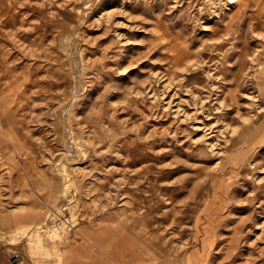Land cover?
Segmentation results:
<instances>
[{
	"label": "rangeland",
	"instance_id": "obj_1",
	"mask_svg": "<svg viewBox=\"0 0 264 264\" xmlns=\"http://www.w3.org/2000/svg\"><path fill=\"white\" fill-rule=\"evenodd\" d=\"M90 3L0 0V263L59 264L82 221L126 211L177 264H264V0ZM27 199L43 216L16 224Z\"/></svg>",
	"mask_w": 264,
	"mask_h": 264
},
{
	"label": "crops",
	"instance_id": "obj_2",
	"mask_svg": "<svg viewBox=\"0 0 264 264\" xmlns=\"http://www.w3.org/2000/svg\"><path fill=\"white\" fill-rule=\"evenodd\" d=\"M26 201L32 210L14 219L16 224L23 220L35 223L43 216L37 211L39 206L35 200ZM19 207L25 209V205ZM138 221L126 211L107 212L90 222L82 221L73 237L63 242L61 252L57 253L59 264H177L182 257L181 250L152 235L151 228ZM200 253L196 249L188 252L186 263L199 264ZM12 255L23 258L17 252ZM23 263L22 260L13 262L8 257L4 264Z\"/></svg>",
	"mask_w": 264,
	"mask_h": 264
},
{
	"label": "bare ground",
	"instance_id": "obj_3",
	"mask_svg": "<svg viewBox=\"0 0 264 264\" xmlns=\"http://www.w3.org/2000/svg\"><path fill=\"white\" fill-rule=\"evenodd\" d=\"M88 2H91L90 4H88L87 6H88V8H94V9H97V10H101L103 13H101V11H100V13H101V15H100V17H99V19H101V18H103V19H105L107 22H110V20L114 17H117L118 15H120L122 12H120V9H118L117 7H116V4H111L110 5V3L108 4V0H88ZM65 11H66V9H65ZM76 12V11H75ZM97 16V15H96ZM78 18V17H77ZM118 19V18H117ZM95 20V19H94ZM76 26V25H75ZM81 26L82 25H78L76 28H75V33H74V39L79 43V40H78V37H77V35H76V33H77V31L81 28ZM119 33V32H118ZM118 36H121V34L119 33L118 34ZM264 36V35H263ZM262 36V37H263ZM121 38H123V37H121ZM72 39V38H71ZM123 39H125V38H123ZM70 40V39H69ZM261 49V48H260ZM80 51L78 50V51H76L73 55H69V65H70V70H72V74L75 76V77H77L81 82H83L84 84H87L86 83V81H85V79H84V77H83V74H82V67L78 64L77 66H75V64H74V61H77V58H79V53ZM83 59V58H82ZM255 59V58H254ZM259 62V61H258ZM71 63H72V66H71ZM125 70V69H124ZM83 89V88H82ZM81 90V89H80ZM260 91V90H259ZM82 92V94H84V90H82L81 91ZM218 92V91H217ZM264 92V91H263ZM178 94V93H177ZM75 95V96H74ZM79 95H80V92H78V91H76V92H74L69 98H67V100L64 102V103H66L67 101H68V99H70L69 101H68V103H67V106L65 107H62L61 109H60V111L58 112L59 113V116H60V118H58V119H60L61 120V122L63 123V125H68L67 124V120L65 119V112H66V110L69 108V106H71L72 105V103L76 100V98L77 97H79ZM217 95V94H216ZM264 97V96H263ZM177 98V97H176ZM167 104H169V105H171V102L169 103V102H167ZM208 106H209V104H208ZM207 106V107H208ZM213 106V105H212ZM214 107V106H213ZM210 109V108H209ZM214 109V108H213ZM217 109V108H216ZM215 109V110H216ZM190 110V109H189ZM195 110V109H194ZM194 110H193V112H194ZM203 110V109H202ZM207 110V109H206ZM208 111V110H207ZM212 111V110H211ZM191 112V111H190ZM209 112V111H208ZM214 112V111H213ZM219 112V111H218ZM211 113V112H210ZM187 114H190L189 112L187 113ZM196 114V113H195ZM195 114H194V116H195ZM207 114V113H206ZM209 115V114H208ZM207 115V116H208ZM180 116V115H179ZM186 116H188V115H186ZM206 116V117H207ZM212 116V115H211ZM191 117V116H190ZM160 118V117H159ZM203 118H205V116L203 117ZM210 118V117H209ZM213 119H214V117H212ZM220 118V117H219ZM185 119V118H184ZM191 119V118H190ZM194 120V119H193ZM204 120V119H203ZM203 120L201 121V119L199 120L198 118L196 119V121H195V123H194V126H195V130H200V129H202V130H205V128H206V125H207V123H205V122H203ZM210 120V119H209ZM208 120V121H209ZM207 121V122H208ZM259 121V120H258ZM61 123V124H62ZM208 124H210V123H208ZM249 130H251V127H247L245 130H243L242 131V133H241V135H240V137H243L244 136V134L246 133V132H248ZM179 131V130H178ZM180 133V132H179ZM178 133V134H179ZM206 133V132H205ZM174 135V134H173ZM206 135V136H205ZM205 135H203V137L205 138L206 137V141L207 140H209L210 138H208V136L209 135H207V134H205ZM200 136V135H199ZM211 141V140H210ZM209 141V142H210ZM215 141V140H214ZM68 141H66V143H67ZM208 142V141H207ZM194 143V142H193ZM210 144V143H209ZM204 145V144H203ZM209 146V145H208ZM203 147V146H202ZM215 147H213L212 146V148H211V151L213 152V154H214V156H219L220 157V155H219V153L217 152V151H215ZM219 151V150H218ZM218 158V157H217ZM258 229L260 228V227H257Z\"/></svg>",
	"mask_w": 264,
	"mask_h": 264
}]
</instances>
